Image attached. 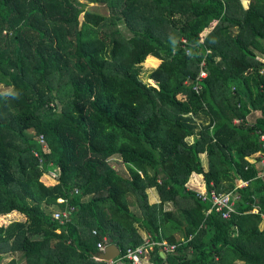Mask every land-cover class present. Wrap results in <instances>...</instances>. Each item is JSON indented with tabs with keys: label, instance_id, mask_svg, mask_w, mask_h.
<instances>
[{
	"label": "trees",
	"instance_id": "trees-1",
	"mask_svg": "<svg viewBox=\"0 0 264 264\" xmlns=\"http://www.w3.org/2000/svg\"><path fill=\"white\" fill-rule=\"evenodd\" d=\"M147 57L160 63L144 73ZM263 67L264 0H0V85L19 93H0V217H23L0 224V264L16 252L104 264V237L123 255L141 234L175 246L152 264H264V181L249 161L264 155ZM193 173L207 193H237L227 220L187 189ZM67 206L63 224L48 212Z\"/></svg>",
	"mask_w": 264,
	"mask_h": 264
},
{
	"label": "built area",
	"instance_id": "built-area-1",
	"mask_svg": "<svg viewBox=\"0 0 264 264\" xmlns=\"http://www.w3.org/2000/svg\"><path fill=\"white\" fill-rule=\"evenodd\" d=\"M204 61L200 63V71L198 76L196 77V83L193 87L194 90L198 91L200 88L199 82L206 77V72L204 70ZM259 74L264 77V67L260 69ZM264 83L260 85V88H263ZM39 143H41L39 139ZM260 143L262 149H264V136L260 137ZM253 158H257V161L251 160V163L259 168V177H261L264 181V155L257 154ZM245 185L244 182L237 181L236 188H241ZM196 197L202 202L210 203V211H214L216 214H219L222 220H227L231 214H233V205L234 202L238 199L237 193L231 191L228 193H220L215 190H210L208 193L206 192V188L204 187L202 190L196 191ZM58 203H63V200L59 199ZM75 211L74 207L67 206L66 210L61 211L59 208L53 210L51 212V216L53 219L59 221L61 224L67 222L69 217H71L72 213ZM107 238L102 239V243L97 245L98 252H102L107 245ZM160 250L162 254H171L175 250V246H170L166 242H153L147 236L143 240V244L134 249H126L125 253L114 257L113 259L103 261L104 264H122L123 260H128L131 264H152L148 261V254L153 250ZM97 259V255L95 256ZM147 260V261H145Z\"/></svg>",
	"mask_w": 264,
	"mask_h": 264
},
{
	"label": "rangeland",
	"instance_id": "rangeland-1",
	"mask_svg": "<svg viewBox=\"0 0 264 264\" xmlns=\"http://www.w3.org/2000/svg\"><path fill=\"white\" fill-rule=\"evenodd\" d=\"M78 1H80L81 3H84V0H78ZM242 1V4L243 5H247V2L249 1V0H241ZM243 7H245V6H243ZM86 9H88V10H92V11H95V12H97V13H99V14H101V15H107V10L105 9V7H97L96 5H93V4H86ZM118 30L121 32V35L123 36V37H127L128 36V34L126 33L127 31L121 26V25H119V28H118ZM5 35V34H4ZM155 66V65H154ZM157 67V66H156ZM156 67H153V66H149V65H146L145 64V60H144V62L142 63V69H143V71H144V73L145 72H147L149 69H152V68H156ZM144 73H142L141 75H140V79L141 80H143L144 82H147V83H149V84H153V82L151 81V80H149V81H147V79H146V77H144ZM9 91V88H7V87H5V86H2V85H0V93H6V92H8ZM181 98V97H180ZM110 164H112L114 167H116L119 171H125V169H124V167L122 166V164L120 163V161H119V159H116V158H112L110 161ZM58 177V168H55V167H53V166H49L48 168H47V171H46V173L45 174H43L41 177H40V181L42 182V183H44L46 186H51V185H54L55 184V182H56V178ZM187 189L188 190H193V191H197V190H202L203 189V186H200L199 188H198V186H196V187H188V185H187ZM179 203H180V201H179ZM181 206H183V203H181L180 204ZM56 208L57 207H51L50 208V210H48V212H53V210H56ZM163 208H165V211H169V212H173L174 211V208H175V206H173L171 203H166L165 205H163ZM131 210L133 211V213H136L135 212V210H134V208L133 207H131ZM253 213V212H252ZM9 217H11V218H5V217H0V224H2V225H6V224H9V222H11V221H14V220H21V219H23V217H21L19 214H17V213H12V214H10V216ZM263 224H264V222L262 221L260 224H259V227L260 228H262L263 227ZM162 231H165V233L167 234V233H169L170 232V234L171 235H173L174 237L176 236V232H174L171 228H169V229H165V230H162ZM147 236H145V238H146ZM11 258H13L16 262H17V264H25L24 263V256H23V254L22 253H20V252H16V253H14L13 255L12 254H6V255H4V258H3V261H2V264H5L7 261H9ZM232 264H243L242 262H240V261H235L234 263H232Z\"/></svg>",
	"mask_w": 264,
	"mask_h": 264
},
{
	"label": "crops",
	"instance_id": "crops-1",
	"mask_svg": "<svg viewBox=\"0 0 264 264\" xmlns=\"http://www.w3.org/2000/svg\"><path fill=\"white\" fill-rule=\"evenodd\" d=\"M241 1V0H240ZM241 4H242V1H241ZM249 4V1L247 2V5ZM243 5V4H242ZM247 5H243V6H247ZM147 58H150V59H152V60H154L156 63H155V66H153V67H156V66H158L159 65V61L158 60H156V59H154V58H152V57H147ZM146 58V59H147ZM254 116L256 117L257 116V113L255 112L254 113ZM238 123V121H235L234 122V124H237ZM191 140V139H190ZM251 160L252 159H250L249 161H250V163H251ZM254 160V159H253ZM255 168V170L257 171V172H259V168H257V166H255L254 167ZM236 183H237V181H236ZM196 187V186H198V188L200 187V186H203V188L205 187V184H204V182H203V177H202V175H198V174H195V173H193L192 175H191V177H190V179H189V181H188V187ZM147 195H148V203L149 204H155V203H157L158 202V197H157V193L153 190V189H148L147 190ZM253 213H255V211L253 210L252 211ZM141 236H142V238L144 239L145 238V234H141ZM176 239H179V234L177 233L176 234ZM108 246V245H107ZM106 246V247H107ZM158 251V253H159V257L161 258V259H165L166 258V256L167 255H169V254H163L162 255V253L160 252V250H157ZM98 254V253H97ZM149 257V254H148V256H147V258ZM145 261H147V260H145ZM147 262H149V261H147Z\"/></svg>",
	"mask_w": 264,
	"mask_h": 264
},
{
	"label": "water",
	"instance_id": "water-1",
	"mask_svg": "<svg viewBox=\"0 0 264 264\" xmlns=\"http://www.w3.org/2000/svg\"><path fill=\"white\" fill-rule=\"evenodd\" d=\"M120 253H121L120 249L115 244H113L112 241H110V244L107 247H105V249L102 252H99L97 254V259H99L100 261H107L120 255Z\"/></svg>",
	"mask_w": 264,
	"mask_h": 264
},
{
	"label": "clouds",
	"instance_id": "clouds-1",
	"mask_svg": "<svg viewBox=\"0 0 264 264\" xmlns=\"http://www.w3.org/2000/svg\"><path fill=\"white\" fill-rule=\"evenodd\" d=\"M4 97L6 99L7 98L17 99L19 97V93L17 91H14V90H9L8 92L4 93ZM161 242H165V241H161ZM107 245H109V244H107Z\"/></svg>",
	"mask_w": 264,
	"mask_h": 264
}]
</instances>
